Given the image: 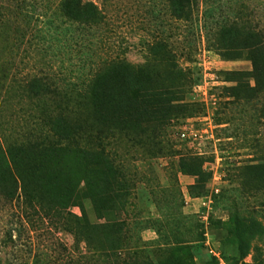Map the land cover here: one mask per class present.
<instances>
[{
  "label": "rangeland",
  "instance_id": "obj_1",
  "mask_svg": "<svg viewBox=\"0 0 264 264\" xmlns=\"http://www.w3.org/2000/svg\"><path fill=\"white\" fill-rule=\"evenodd\" d=\"M173 1L0 0V264H264V0Z\"/></svg>",
  "mask_w": 264,
  "mask_h": 264
},
{
  "label": "trees",
  "instance_id": "obj_2",
  "mask_svg": "<svg viewBox=\"0 0 264 264\" xmlns=\"http://www.w3.org/2000/svg\"><path fill=\"white\" fill-rule=\"evenodd\" d=\"M69 5H80L82 0H66ZM191 4V0H174L173 12L175 15L181 16L185 12V7ZM90 6L96 8L92 3ZM57 138L59 134H55ZM38 161V154L34 153L32 158L20 159L18 164L5 163L0 169V196L6 194L12 201L19 196L24 198V201L31 208H38L46 212L52 209L48 195L44 193L46 190L40 182V177L34 172V178L30 175L31 170ZM12 164V165H11ZM27 171V172H26ZM19 191V194H18ZM49 218V215H46ZM19 238V236H18Z\"/></svg>",
  "mask_w": 264,
  "mask_h": 264
},
{
  "label": "built area",
  "instance_id": "obj_3",
  "mask_svg": "<svg viewBox=\"0 0 264 264\" xmlns=\"http://www.w3.org/2000/svg\"><path fill=\"white\" fill-rule=\"evenodd\" d=\"M184 134H182V136H183Z\"/></svg>",
  "mask_w": 264,
  "mask_h": 264
}]
</instances>
